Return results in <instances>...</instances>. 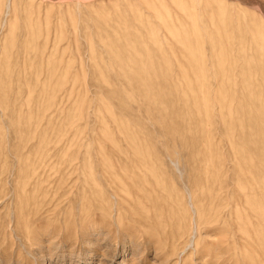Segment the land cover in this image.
Wrapping results in <instances>:
<instances>
[{
  "label": "rangeland",
  "instance_id": "obj_1",
  "mask_svg": "<svg viewBox=\"0 0 264 264\" xmlns=\"http://www.w3.org/2000/svg\"><path fill=\"white\" fill-rule=\"evenodd\" d=\"M0 264H264V0H0Z\"/></svg>",
  "mask_w": 264,
  "mask_h": 264
}]
</instances>
